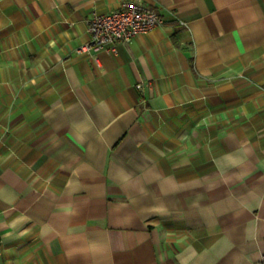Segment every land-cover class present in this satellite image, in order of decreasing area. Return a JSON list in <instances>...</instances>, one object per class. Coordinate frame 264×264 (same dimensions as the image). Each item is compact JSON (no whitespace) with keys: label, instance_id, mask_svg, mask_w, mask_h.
I'll return each mask as SVG.
<instances>
[{"label":"crops","instance_id":"1","mask_svg":"<svg viewBox=\"0 0 264 264\" xmlns=\"http://www.w3.org/2000/svg\"><path fill=\"white\" fill-rule=\"evenodd\" d=\"M263 258L264 0H0V264Z\"/></svg>","mask_w":264,"mask_h":264},{"label":"built area","instance_id":"2","mask_svg":"<svg viewBox=\"0 0 264 264\" xmlns=\"http://www.w3.org/2000/svg\"><path fill=\"white\" fill-rule=\"evenodd\" d=\"M162 23L159 11L137 1H122L114 10L92 13L87 19L90 41L80 51L114 50L115 45L130 41ZM256 264H264V258Z\"/></svg>","mask_w":264,"mask_h":264}]
</instances>
